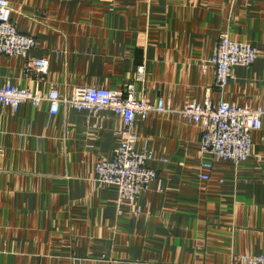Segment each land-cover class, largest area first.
<instances>
[{
	"label": "crops",
	"instance_id": "0c3cea01",
	"mask_svg": "<svg viewBox=\"0 0 264 264\" xmlns=\"http://www.w3.org/2000/svg\"><path fill=\"white\" fill-rule=\"evenodd\" d=\"M17 27L34 38L46 78H25L23 57H2L0 85L71 96L76 86L124 91L175 111L138 116V150L154 152L158 181L139 216L120 214L113 185L95 186V164L111 160L122 117L50 103L0 105V264H233L264 253V126L253 154L200 177L202 129L176 110L214 102H264V0H9ZM251 42L258 58L214 86L212 56L222 30ZM145 78L139 80V67ZM160 158L168 161L163 163Z\"/></svg>",
	"mask_w": 264,
	"mask_h": 264
},
{
	"label": "built area",
	"instance_id": "2783aa9c",
	"mask_svg": "<svg viewBox=\"0 0 264 264\" xmlns=\"http://www.w3.org/2000/svg\"><path fill=\"white\" fill-rule=\"evenodd\" d=\"M13 7L9 0H0V61L2 57H23V74L25 78L43 81L50 62L45 57H35L31 51L38 46L36 38L21 31L12 19ZM258 58V49L251 42L232 37L229 29L219 34L213 54L201 60L203 70L208 66L214 68V86L222 90L234 77V66L249 67ZM139 80L145 78L144 66L139 67ZM50 103V113L57 114L61 107L75 108L89 112L112 110L123 120L120 130L121 142L111 160H100L95 164L92 181L95 186L113 185L118 192L119 213L130 211L132 215L142 213L141 195L150 184L158 181V190L162 188L158 170L150 162L155 160L154 152L145 144L138 150L139 140L135 128L138 116L175 111L163 98L152 101L144 95H136L130 87L127 92L111 90L98 86H76L71 96L60 93L57 86L49 92L41 89L20 87L11 82L0 85V105L18 111L24 103L39 106ZM190 118L202 129L200 148L207 159L201 162V179L210 180L215 165L220 162L238 164L253 154L254 135L264 126V102L253 107L250 104H237L227 101L214 103L209 96L203 103L192 102L176 110ZM5 147L0 143V157ZM166 163V158H160ZM233 264H264V253L257 255H237Z\"/></svg>",
	"mask_w": 264,
	"mask_h": 264
},
{
	"label": "rangeland",
	"instance_id": "374dc122",
	"mask_svg": "<svg viewBox=\"0 0 264 264\" xmlns=\"http://www.w3.org/2000/svg\"><path fill=\"white\" fill-rule=\"evenodd\" d=\"M141 205V204H140ZM123 214H128V215H132V213L130 212V211H125V212H123ZM136 216H139V215H136Z\"/></svg>",
	"mask_w": 264,
	"mask_h": 264
}]
</instances>
